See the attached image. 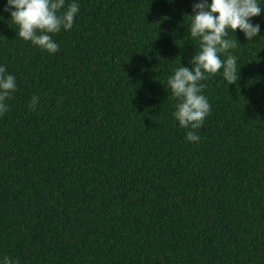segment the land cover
<instances>
[{
    "label": "trees",
    "instance_id": "obj_1",
    "mask_svg": "<svg viewBox=\"0 0 264 264\" xmlns=\"http://www.w3.org/2000/svg\"><path fill=\"white\" fill-rule=\"evenodd\" d=\"M5 3L0 64L17 90L0 116V256L264 264V10L254 40L229 31L238 80L201 81L211 110L189 143L166 86L198 51L193 0H79L54 55L17 37Z\"/></svg>",
    "mask_w": 264,
    "mask_h": 264
},
{
    "label": "clouds",
    "instance_id": "obj_2",
    "mask_svg": "<svg viewBox=\"0 0 264 264\" xmlns=\"http://www.w3.org/2000/svg\"><path fill=\"white\" fill-rule=\"evenodd\" d=\"M79 10V0H6L3 7L16 26L17 37L49 55L59 51L53 36L71 30ZM262 10L264 0H193L186 25L187 35L198 42V51L190 59L191 67H177L168 76L166 86L177 101L172 117L186 129L185 141H200L198 130L211 110L201 81L217 73L227 85L238 80L237 57L231 51L237 48V43L229 38V31L235 34L239 29L247 41L254 40L260 35L261 27L252 18ZM16 90L15 76L0 64V116L9 110L8 101ZM39 99L34 94L28 107L35 110ZM0 264H20V261L3 255Z\"/></svg>",
    "mask_w": 264,
    "mask_h": 264
}]
</instances>
